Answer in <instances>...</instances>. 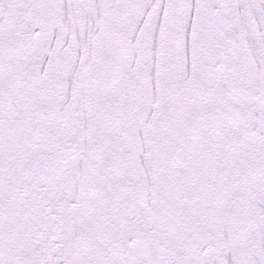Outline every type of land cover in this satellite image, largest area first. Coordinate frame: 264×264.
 Wrapping results in <instances>:
<instances>
[{"label":"snow or ice","instance_id":"obj_1","mask_svg":"<svg viewBox=\"0 0 264 264\" xmlns=\"http://www.w3.org/2000/svg\"><path fill=\"white\" fill-rule=\"evenodd\" d=\"M0 264H264V0H0Z\"/></svg>","mask_w":264,"mask_h":264}]
</instances>
